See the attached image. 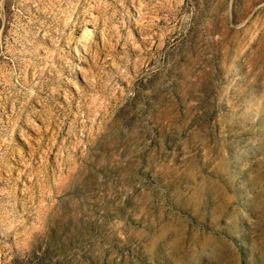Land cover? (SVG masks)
<instances>
[{"label": "rangeland", "instance_id": "1", "mask_svg": "<svg viewBox=\"0 0 264 264\" xmlns=\"http://www.w3.org/2000/svg\"><path fill=\"white\" fill-rule=\"evenodd\" d=\"M0 264H264V0H0Z\"/></svg>", "mask_w": 264, "mask_h": 264}]
</instances>
